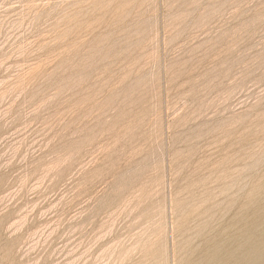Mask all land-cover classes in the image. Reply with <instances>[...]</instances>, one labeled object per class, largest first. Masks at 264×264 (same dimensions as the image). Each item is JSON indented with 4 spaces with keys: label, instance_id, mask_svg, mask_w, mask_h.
I'll use <instances>...</instances> for the list:
<instances>
[{
    "label": "rangeland",
    "instance_id": "obj_1",
    "mask_svg": "<svg viewBox=\"0 0 264 264\" xmlns=\"http://www.w3.org/2000/svg\"><path fill=\"white\" fill-rule=\"evenodd\" d=\"M0 264H264V0H0Z\"/></svg>",
    "mask_w": 264,
    "mask_h": 264
}]
</instances>
